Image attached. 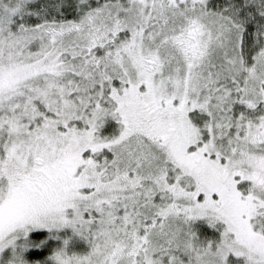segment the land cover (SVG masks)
I'll return each mask as SVG.
<instances>
[{"label":"snow or ice","instance_id":"obj_1","mask_svg":"<svg viewBox=\"0 0 264 264\" xmlns=\"http://www.w3.org/2000/svg\"><path fill=\"white\" fill-rule=\"evenodd\" d=\"M0 264H264V0H0Z\"/></svg>","mask_w":264,"mask_h":264}]
</instances>
